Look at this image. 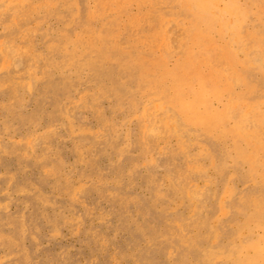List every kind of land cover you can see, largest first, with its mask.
Masks as SVG:
<instances>
[{
	"label": "bare ground",
	"instance_id": "bare-ground-1",
	"mask_svg": "<svg viewBox=\"0 0 264 264\" xmlns=\"http://www.w3.org/2000/svg\"><path fill=\"white\" fill-rule=\"evenodd\" d=\"M4 2L6 32L26 40L19 17L37 28L53 16L64 41L43 43L40 91L11 78L0 102V264H264V0ZM100 19L90 43L80 33ZM216 81L243 93L227 88L213 110ZM136 93L148 99L139 115L152 119L132 138L114 116L141 105ZM80 101L95 130L69 107ZM78 122L84 136L71 140L65 172ZM17 132L20 145L3 141ZM63 229L76 243L49 244Z\"/></svg>",
	"mask_w": 264,
	"mask_h": 264
},
{
	"label": "rangeland",
	"instance_id": "rangeland-1",
	"mask_svg": "<svg viewBox=\"0 0 264 264\" xmlns=\"http://www.w3.org/2000/svg\"><path fill=\"white\" fill-rule=\"evenodd\" d=\"M84 2L87 4V6L92 7V2L91 0H84ZM37 2H35L36 4ZM6 3L4 2V0H0V11L2 9H4L3 7H5ZM59 10H63L65 11V8L59 9ZM138 10L136 8V6L132 5L131 7H129L128 9V17H135L136 15H138ZM127 15H121L119 18V21L121 24H123L124 22L126 23L127 21ZM110 16V12L108 11V13H104V17L107 18ZM105 18H102V20H104ZM101 19L98 20L97 22H95L92 26V33H88L87 31H81L82 33H80L81 35H83L84 37H87L88 39H90V43H94L95 42V34H93L94 32L97 34V36L101 37L102 36V31H101ZM100 22V23H99ZM17 24L19 27L25 29H27L26 33H28L26 40L21 41L19 39L18 35V30H15L14 33L10 32H6L5 30H3V27L0 25V102L1 101H5L8 99L9 97V90L11 89V85H9V79H13V82H25L27 86L28 91L30 92H37L40 91L42 89V82L39 80V75H38V69H36L39 64H40V55H44L46 54V50L43 47V43L46 42H62L64 41V39L61 38H57L55 30L58 29L60 27V22L55 19V17L53 16H47L46 18V25L43 24L42 26L39 25L37 28H39V30H37V28L35 27V24L33 21L28 20L26 17L21 16L17 19ZM28 27H30L28 29ZM35 28V29H33ZM32 29V30H30ZM81 30V29H80ZM80 30L78 29V31L80 32ZM18 31V32H17ZM22 34V33H21ZM79 34V35H80ZM144 36H148L150 37L149 34L144 33ZM154 39V38H153ZM154 41V40H153ZM153 44V43H152ZM154 50H156V56H161L163 55V53H159V50L157 48H155ZM93 52V51H92ZM95 55V53H91L89 55V57ZM176 59L177 56L173 55V56H169L167 58V62H166V66L168 68H171L174 66V64L176 63ZM204 75H206V72H203ZM86 74V73H85ZM85 74L83 77H85ZM119 83V81H118ZM213 85V91L212 92V105L211 108L213 110H219L221 109V107L225 104V102L227 101V91L226 89L229 88L230 89H234V92L236 93H243L242 89L239 88L238 85H236L235 83H230L229 85H227L226 88L222 87V83L221 82H214L212 83ZM10 87V88H9ZM20 96L23 98L24 101L28 102L29 99V92L24 91V92H20ZM137 94V99L138 100V96H140V93H136ZM142 96L139 97V100L141 102V105L139 103H137L136 108H131L132 110H129L130 112H125L124 116H120L119 113H116L114 116V121L119 123L121 121L122 118L125 119V125L121 126L119 125V131L121 134H125L126 130L129 129L130 133L132 134V138H134L136 135H138L139 130H138V122L144 121L146 122V120L148 119H152V117L148 116V117H143L140 114V112H138L143 105L148 104V99L145 96V94H141ZM70 98L75 99V92L70 93L69 94ZM77 99V98H76ZM85 100H83L84 102H86V104H89L90 99L89 97H84ZM184 102V101H183ZM99 106L102 110V112L104 113V115L106 116H110V113L113 110V105L112 102L110 101V99H102L99 103ZM25 107L27 108L28 111H30L29 109L32 107L31 104L26 105ZM69 107L71 108V110L75 111L76 113L79 114H83L84 115V122L86 125H89L93 130L96 129L97 127V120L93 117V110L92 109H86L85 106L82 104V102H75L71 105H69ZM249 107H246V110L248 112V114L250 115L249 112ZM154 111L155 113H157V117L162 118L163 117V111H162V107L160 105H157L156 107H154ZM169 117H167V123L168 125L171 124L170 119H168ZM76 126V125H75ZM83 126V124L79 123L77 124V126L74 128V132L70 134V136H66L65 139V143H64V150L67 153L66 156V163L67 165L65 166V168L63 169L65 172L68 171L69 167H71L70 163H72V155H71V140H81L82 137L84 136L82 133L83 131H81V127ZM31 128L30 131L32 130L33 133H35L34 135H39L42 132V128L41 126H35V127H29ZM24 132H17L16 134H14L12 136V139L9 138L10 140H8V136H4V142H14V143H19V145L22 143V141H20L21 135ZM35 142V141H33ZM32 142V143H33ZM175 144V140L171 139L167 145H169V147L174 146ZM160 145H163L162 143H160ZM22 146V145H21ZM25 149V148H24ZM136 151L133 153L135 155ZM37 169L33 168V170H31V174H37ZM11 210H13V208H11ZM53 244V243H57L58 245H73L76 243L74 236L72 237L67 230L63 229L62 230V235L57 239V241H53L50 242L49 244ZM51 244V245H52ZM56 244V245H57Z\"/></svg>",
	"mask_w": 264,
	"mask_h": 264
}]
</instances>
